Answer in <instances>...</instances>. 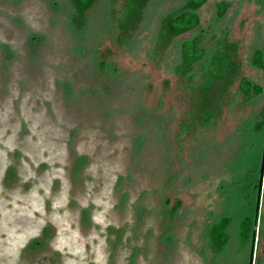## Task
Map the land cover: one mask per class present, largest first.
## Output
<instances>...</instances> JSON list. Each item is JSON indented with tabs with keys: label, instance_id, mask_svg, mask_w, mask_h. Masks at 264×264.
<instances>
[{
	"label": "rangeland",
	"instance_id": "374dc122",
	"mask_svg": "<svg viewBox=\"0 0 264 264\" xmlns=\"http://www.w3.org/2000/svg\"><path fill=\"white\" fill-rule=\"evenodd\" d=\"M185 1L150 0L122 36V0L79 27L71 0H0V264H264V0H207L159 46ZM198 35L205 58L232 44L237 69L206 124L201 66L174 73Z\"/></svg>",
	"mask_w": 264,
	"mask_h": 264
},
{
	"label": "trees",
	"instance_id": "16d2710c",
	"mask_svg": "<svg viewBox=\"0 0 264 264\" xmlns=\"http://www.w3.org/2000/svg\"><path fill=\"white\" fill-rule=\"evenodd\" d=\"M99 0H71L75 9L73 22L75 26L82 25L89 9H91ZM112 3L116 0H111ZM150 0H122L118 14V27L122 36L129 34L142 19L144 9ZM207 2V0H186L184 5L174 12L172 15L164 18L158 32V45L165 47L169 45L173 39L181 34L190 32L198 28L200 18L198 11ZM229 5L222 1L217 4V17L222 19ZM233 52L232 44H224L217 48L209 58H205V49L202 46L201 36L184 41L180 46V62L174 67V73L181 79L188 78L192 83L194 77V67L201 66V77L197 83L200 93L203 94V103L206 109H201L203 124L209 123L215 110H217L218 102L226 95L232 80L236 75L237 69L232 62L229 50ZM202 62V64H201ZM253 66L257 69L264 70V55L261 52H254ZM228 77L230 79H228ZM194 83V82H193ZM238 90L247 97L258 95L261 93L259 86L251 84L242 78L238 83ZM203 105V104H202ZM258 186V185H257ZM226 219L222 222L212 225L209 230V241L214 244L215 251H221L227 242V238L223 234ZM225 223V224H224ZM254 230L248 232V237L253 236Z\"/></svg>",
	"mask_w": 264,
	"mask_h": 264
},
{
	"label": "water",
	"instance_id": "95a60500",
	"mask_svg": "<svg viewBox=\"0 0 264 264\" xmlns=\"http://www.w3.org/2000/svg\"><path fill=\"white\" fill-rule=\"evenodd\" d=\"M263 166H264V161L262 160L261 171H260V172H261V174H260V179H262ZM260 192H261V180H260V183H259V186H258V197H257V207H256V210H257L258 207H259ZM252 251H253V250H252ZM252 260H253V252L251 253V256H250V263H249V264H252Z\"/></svg>",
	"mask_w": 264,
	"mask_h": 264
},
{
	"label": "flooded vegetation",
	"instance_id": "af4514ba",
	"mask_svg": "<svg viewBox=\"0 0 264 264\" xmlns=\"http://www.w3.org/2000/svg\"><path fill=\"white\" fill-rule=\"evenodd\" d=\"M261 171V170H260ZM261 180V179H260ZM260 180H259V183H260ZM258 186H259V184H258ZM258 186H257V188H258ZM261 193V192H260ZM258 197V196H257ZM256 207H257V204H256ZM256 207H255V210H256ZM259 208V207H258ZM258 211V209L256 210V212ZM254 237H255V235H254V233H253V236H252V239H254ZM255 256V255H254ZM254 260H255V257H254ZM253 261V260H252Z\"/></svg>",
	"mask_w": 264,
	"mask_h": 264
},
{
	"label": "crops",
	"instance_id": "0c3cea01",
	"mask_svg": "<svg viewBox=\"0 0 264 264\" xmlns=\"http://www.w3.org/2000/svg\"><path fill=\"white\" fill-rule=\"evenodd\" d=\"M207 236H208V234H207Z\"/></svg>",
	"mask_w": 264,
	"mask_h": 264
}]
</instances>
